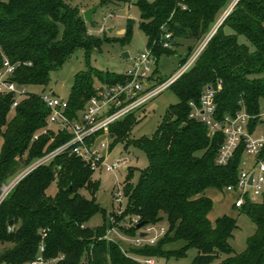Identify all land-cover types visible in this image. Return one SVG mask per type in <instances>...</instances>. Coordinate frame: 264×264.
<instances>
[{
  "label": "trees",
  "instance_id": "16d2710c",
  "mask_svg": "<svg viewBox=\"0 0 264 264\" xmlns=\"http://www.w3.org/2000/svg\"><path fill=\"white\" fill-rule=\"evenodd\" d=\"M129 1L100 0L98 7ZM179 1L136 2L141 10L140 28L157 63L160 55L174 53L180 41L189 42V55L228 2L187 0L188 9L184 10ZM89 22L68 0H0V69L8 58L17 66L13 79L18 84L47 83L50 72L60 68L76 49L88 53L93 46L100 47L101 38L88 33ZM163 25L173 33L171 47L162 44ZM132 29L129 22L123 39H130ZM240 35L253 48L239 42ZM187 59L182 58L180 64ZM262 73L264 0H238L194 65L170 86L179 101L169 106L153 135L135 139V145L147 153L149 165L141 170L137 185L125 183L128 204L123 214L102 208L96 198L100 183L93 179L94 171L69 150L63 151L24 177L2 200L0 263L33 260L44 241L46 257L64 256L55 264H145L140 258H180L192 248L197 250L192 264H264V202L248 199L238 208L256 223V231L242 252H236L230 241L237 220L227 214L215 222L209 219L214 202L206 190L237 181L244 147L240 146L227 165H217L224 136L210 134L206 124L191 118L189 105L192 100L198 103L204 87L210 85L216 88L218 117L235 113L241 103L255 115L264 100ZM95 75L101 84L126 77L100 71ZM93 77L92 71L75 76L68 99L71 117H77L96 93ZM12 102L11 94H0V194L2 183L18 169L71 137L66 131L48 127L50 110L40 96L29 93L15 110ZM135 112L99 134H109L121 142L137 121ZM257 123L258 119H252L250 128ZM133 171L129 170V176ZM53 180H57L58 189L51 196L47 190ZM99 213L102 224L90 226L88 222ZM110 216L128 222L119 228L130 237L136 236L140 222L145 226L166 220L168 228L156 244L133 245L125 251L118 240L101 238L111 226ZM135 218L138 224L132 223Z\"/></svg>",
  "mask_w": 264,
  "mask_h": 264
},
{
  "label": "built area",
  "instance_id": "2783aa9c",
  "mask_svg": "<svg viewBox=\"0 0 264 264\" xmlns=\"http://www.w3.org/2000/svg\"><path fill=\"white\" fill-rule=\"evenodd\" d=\"M238 0H233L231 6L225 14V18L231 12ZM179 6L186 10L188 9L187 0H180ZM113 14H110L112 17ZM224 19V18H223ZM222 21V20H221ZM220 21V22H221ZM220 22L209 31V33L195 46L191 56L186 62L180 64L177 72L167 78L162 83H156L152 79L154 75V67L157 65V58L153 53L152 48H147L144 52L137 54L132 58V66L125 74V80L118 81L113 84H101L96 87V93L88 100L86 107L77 117H71L68 114L69 101L57 96L54 92L41 95V99L49 108L48 122L54 125L60 131H66L71 134L68 141L52 150L50 153L36 159L27 168L22 170L15 178L6 186L3 187V192L0 196V204L2 200L11 192V190L29 173L37 167L49 163L54 157L63 151L69 150L81 158L91 170L105 169V171L113 174L116 181L114 199L120 205V208L114 210L117 215H122V208L125 197L124 187L120 183L117 171L128 168L127 159H118L112 163L107 160V153L103 154V148L106 147L105 142L101 138L103 134H99L103 130L123 117L141 109L146 103L169 88L181 75L188 71L199 58L207 43L218 29ZM162 29V44L164 47L172 46L173 33L169 31L165 25ZM106 30L101 27L100 32ZM91 33V31H88ZM16 64L12 63L8 58L3 61V66L0 69V94H11L13 102L11 109L15 110L23 97L29 94L26 85L18 84L13 76L16 71ZM216 88L206 85L200 97V101H190L191 107L190 117L203 122L213 133H222L224 136L223 142L220 145L216 156V164L225 166L240 148L244 147V155L252 157V163L247 160H242L245 166L239 171L237 181L225 186L226 191L235 194L234 207L240 208L249 199L252 200L257 196L264 195V131L259 134H254V129L250 128L252 119H258L257 124H264V106H261L259 112L251 115L244 103L240 104V108L235 113H227L222 117L217 116V105L215 101ZM248 125V129H245ZM253 176L252 182L250 178ZM109 221L111 226L107 229L106 234L101 237L112 241H117L115 237H122L132 242L134 246L153 245L165 235V227H156L155 224H147L143 226L142 232L135 237H130L120 230L119 226L122 222L116 220L115 216H110ZM135 218L133 224H138ZM45 243L41 242L39 253L33 260L24 262L0 264H55L57 261L64 258L63 255L56 257H46L44 255ZM145 264H155L156 260L153 257L140 258Z\"/></svg>",
  "mask_w": 264,
  "mask_h": 264
},
{
  "label": "rangeland",
  "instance_id": "374dc122",
  "mask_svg": "<svg viewBox=\"0 0 264 264\" xmlns=\"http://www.w3.org/2000/svg\"><path fill=\"white\" fill-rule=\"evenodd\" d=\"M68 2L84 13L95 5H99L100 0H68ZM136 2L137 0H131L129 2L100 5L93 15V20L88 23L91 34L94 37L101 38L100 47L99 44L98 46L95 45L88 53L83 48L76 49L60 68L50 72L47 83L26 85L28 92L38 96L47 92H54L60 98L69 99L75 76L78 73L92 71L94 74L93 78L95 87L101 85L100 79L95 75L98 71L104 74H126L132 66V58L148 48L147 35L140 28L141 10ZM232 2L233 0H228L220 10L217 16V22H220L225 18L226 11L231 6ZM111 13L113 14L112 17H110ZM129 22L133 23L131 37L130 39L128 37L127 39H123ZM101 27H104L106 30L100 32ZM110 29H112V31H109ZM227 31H230V29L227 28ZM239 42L247 44L253 48L250 41L244 35L239 36ZM180 43V45L173 48L174 53L160 55L158 63L153 70L154 75L156 76H152V79L155 80L156 83H162L165 79L173 76L180 68L181 59L189 58V56H191L192 51L188 55L189 42L180 41ZM125 51L130 54L129 58L123 57ZM261 76L264 77V73H262ZM178 101L179 98L176 93L171 87H169L149 100L145 106L135 112L137 121L132 130L124 136L121 142H115L109 134H104L101 137L106 144V147L103 148L102 151L103 154L107 153L108 162L112 163L118 159L128 160V168L125 166L123 169L117 171L118 179L123 187L127 181H130L133 185H137L141 177V170L146 169L149 165L147 153L135 145V139L153 135L169 106ZM261 106H264V100L261 102ZM48 127L58 132V129L54 125L49 124ZM245 129H248V125H245ZM261 131H264V124H256L254 134H259ZM208 132L214 134L210 129H208ZM125 144H128V146ZM50 152L51 151L46 152L44 155ZM41 156L33 158L29 163L18 169L16 173L3 182L1 185V194L4 186L9 184L15 176ZM243 160L252 163L253 159L251 156L244 155ZM129 167L134 170L130 176L129 170L131 169ZM244 167L245 166L241 163L239 170ZM93 179L98 180L100 183L96 198L102 208L108 213L119 209L120 205L116 203L113 196L116 188V181L113 174L101 168L93 172ZM57 189V180H53L48 187L47 192L49 195L54 196ZM208 192L210 198L214 202L213 208L209 213L211 214V218L215 220L219 218L220 215L218 214L225 211L228 212L229 216L237 220L238 227L234 231L233 237L230 241L236 252H242L247 247L248 238L256 231L255 221L249 214L234 207L236 196L235 194L226 191L225 186L222 188H210ZM84 193L90 196L88 191L84 190ZM253 201L262 203L264 202V197L257 196ZM127 204V198L124 197L122 208L125 209ZM102 222L103 215L99 213L93 216L88 224L90 226H97L102 224ZM125 222L126 223L123 224L127 225L128 222ZM154 226H163L166 230L168 228L166 220L158 221ZM141 230L143 229H139L136 232V235L141 233ZM115 238L121 242L125 251L133 248L132 242L128 241V239H123L119 235ZM196 254L197 250L192 248L185 256L180 258L156 257L155 264H192Z\"/></svg>",
  "mask_w": 264,
  "mask_h": 264
},
{
  "label": "water",
  "instance_id": "95a60500",
  "mask_svg": "<svg viewBox=\"0 0 264 264\" xmlns=\"http://www.w3.org/2000/svg\"><path fill=\"white\" fill-rule=\"evenodd\" d=\"M97 9H98V5H95L94 7H92V8H90V9L86 10V11L83 13L85 20H86V21H92V19H93V15H94V13L96 12ZM224 20H225V18L219 23L218 27L223 23ZM109 31H112V29H110ZM123 57H125V58H129V57H130V54H129L127 51H125V52L123 53ZM252 179H253V176H251V178H250V182H252ZM9 224L12 225V224H13V220H11V221L9 222ZM144 224H145L144 222H140V223L137 225V227H138V228H141V227L144 226ZM141 235L144 236L145 233L142 232Z\"/></svg>",
  "mask_w": 264,
  "mask_h": 264
},
{
  "label": "crops",
  "instance_id": "0c3cea01",
  "mask_svg": "<svg viewBox=\"0 0 264 264\" xmlns=\"http://www.w3.org/2000/svg\"><path fill=\"white\" fill-rule=\"evenodd\" d=\"M209 189H210V188H209ZM209 189L206 190V195L210 197L209 192H208ZM235 208H236V207H235ZM225 214L229 215L228 212H225V211L222 212L221 214H218V215L223 216V215H225ZM230 215H231V214H230ZM220 216H219V217H220ZM209 219H210L212 222H215V220H216V219L214 220L213 218H211V214H209Z\"/></svg>",
  "mask_w": 264,
  "mask_h": 264
}]
</instances>
